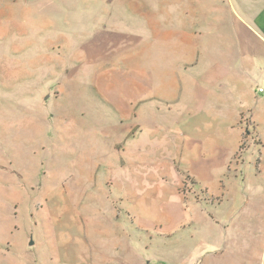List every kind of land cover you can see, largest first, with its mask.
I'll use <instances>...</instances> for the list:
<instances>
[{
	"label": "rangeland",
	"instance_id": "obj_1",
	"mask_svg": "<svg viewBox=\"0 0 264 264\" xmlns=\"http://www.w3.org/2000/svg\"><path fill=\"white\" fill-rule=\"evenodd\" d=\"M219 4L0 0V264L227 259L234 241L228 250L206 244L214 223L202 205L220 201V212L235 201L245 216L218 226L256 238L264 264V116L256 125L246 108L240 124L224 122L220 159L200 141L194 153L175 152L170 132L182 128H172L161 90L142 89L183 56L178 44L195 35L184 29ZM228 108L214 118L228 119ZM174 161L225 172L223 183L207 189L187 174L178 191Z\"/></svg>",
	"mask_w": 264,
	"mask_h": 264
},
{
	"label": "crops",
	"instance_id": "obj_2",
	"mask_svg": "<svg viewBox=\"0 0 264 264\" xmlns=\"http://www.w3.org/2000/svg\"><path fill=\"white\" fill-rule=\"evenodd\" d=\"M215 1H220L215 9L216 15H209L206 9L193 29L190 26L184 29V34L189 35L187 30H193L195 35L194 39L178 44L183 56L177 64L165 76L154 77L156 83L152 82L150 86L143 84L142 89L161 90L158 91V98L163 99L164 107L173 112L170 120L172 128H182V131L171 129L170 132L176 138L172 146L175 152L186 149L194 153V144L200 141L202 152L209 151L220 159L226 150L225 143H229L224 133V122L227 126L240 124L241 114L246 112V108L252 112V122L256 125L264 116V0H233L229 5L225 0ZM223 106L229 107L226 110L230 112L226 115L228 119L214 118V112ZM258 108L262 111L260 116L255 113ZM243 133L240 129L236 134L238 145ZM208 161L207 166H212V159ZM176 170L179 174L176 182L178 191L187 174L207 189L211 185L222 184L225 175V172L212 168H206L200 175L184 171L177 164ZM238 178L237 175L232 177L234 186ZM224 203L212 204L214 210L202 205L203 211L212 216L214 223L206 232V244L209 248L223 247V250H228L226 248L234 241L235 247L228 250L227 259H215L217 253H214L213 257L205 258L206 264H256V238L249 233L231 237L227 230L218 226L221 224L219 219L229 222L236 216H245V209L240 211L241 206L235 201L225 212H220ZM212 253L208 252V255ZM124 263L127 264L128 259Z\"/></svg>",
	"mask_w": 264,
	"mask_h": 264
}]
</instances>
